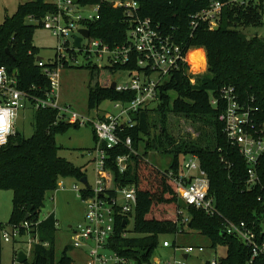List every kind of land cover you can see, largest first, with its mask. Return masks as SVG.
<instances>
[{
  "label": "trees",
  "instance_id": "obj_1",
  "mask_svg": "<svg viewBox=\"0 0 264 264\" xmlns=\"http://www.w3.org/2000/svg\"><path fill=\"white\" fill-rule=\"evenodd\" d=\"M109 1L80 0L85 5L101 4L100 20L88 24V28L93 38L103 40L114 49L127 44L131 27L123 9L114 8ZM138 1L141 18H150L167 32L175 30V35H180L189 47L205 49L208 73L191 84L182 70L176 72L160 88V102L155 108L130 114L134 126L127 125L122 137L132 139L138 155L123 145L106 150L109 156L106 167L115 184L119 187L135 184L137 188L134 228L126 237L122 224L118 223L109 247L132 264H153L160 237L177 235L183 228L168 215L169 211L176 212L183 206L178 202L176 188L164 173L180 172L184 159L196 156L210 180V195L215 199L220 216L210 217L189 207V229L209 238L213 250L226 248V255L219 257L218 264H250L252 250L237 236L227 234L224 224L225 219L236 224L244 222L261 237L264 234V200L259 201V198L264 196V190L259 187L246 190L248 167L224 134V125L219 120L224 109L220 96L224 87L235 88L240 103L252 110L258 125H264V38H249L241 31V28L263 26L264 0L248 7L228 6L217 31H209L204 25L195 31L189 28L191 15L207 8L209 0ZM54 12L56 8L49 0H33L21 4L15 15L7 17L0 25V67H5L11 75L17 71L19 87L35 97H45L50 83L37 65L39 50L33 43L35 30L42 27L26 19L31 16L41 20ZM70 56L77 57L78 53L70 51ZM66 68H69L67 64ZM135 68L134 63H129L126 66L106 65L103 70L116 74ZM99 69L89 64L92 81ZM135 97L134 92H118L96 84L89 88L88 111L99 108L105 101L129 104ZM214 99L219 100L217 105L212 104ZM170 115L197 119L201 124L198 138L194 141L174 138L168 127ZM79 128L78 124L61 120L56 110H40L34 113L32 137L27 139L14 134L0 149V191L13 192L10 221L7 225L0 224V264L2 233L9 226H21L22 236L29 234L38 240L33 244L32 261L24 264H75L69 256L73 250L71 246L56 261L58 221L55 215L41 221L40 214L45 208L47 194L57 191L62 180L72 178L80 182L87 177L82 168L59 155L61 148L56 143L58 135ZM153 129L158 132L154 136ZM93 134L96 144L98 139L94 131ZM141 146L170 156L173 159L170 167L157 170L144 162L141 156L147 152L141 155ZM124 155H130V161L127 172L121 173L116 160ZM258 174L264 183V157L259 161ZM24 223L30 227L25 229ZM18 254L17 251L16 258ZM252 264H264V257L257 258Z\"/></svg>",
  "mask_w": 264,
  "mask_h": 264
},
{
  "label": "built area",
  "instance_id": "obj_2",
  "mask_svg": "<svg viewBox=\"0 0 264 264\" xmlns=\"http://www.w3.org/2000/svg\"><path fill=\"white\" fill-rule=\"evenodd\" d=\"M49 1L56 8V12L47 14L41 20L30 16L28 22L40 24L59 42L53 60L49 62L43 59L37 60V65L48 78L50 87L46 91L45 97H35L19 87L15 75H11L5 67H0V149L6 146L10 137L14 135V119L19 113L28 109L34 113L46 109L56 110L64 122L78 124L80 127L91 124L98 139L94 151L90 152V155H96L93 160L95 187L92 188L90 185L86 187L80 182L72 188L86 206L84 221L72 229L73 248L84 252L87 258L86 264H132L130 260L111 250L109 244L115 236L118 223H121L125 230L124 236L128 235V229L131 221L134 222L137 207V188L135 184L122 187L115 184L111 171L106 167L109 160L106 150L123 145L131 153L138 155L133 149L132 139L122 137V132L127 125L134 126L130 114H139L142 111L155 108L160 102V88L176 72L182 70L190 77L207 69V53L204 48L189 47L180 35H175V30L172 29L173 33L167 32L162 29L159 23L150 18H141L138 0L109 1L114 8L123 9L126 21L130 23L131 27L127 44L114 49H111L103 40L93 38L91 34L89 37H85L80 33L81 30L90 32L88 24L100 20L101 4L85 5L80 0ZM262 1L209 0L207 8L191 15L189 28L191 31H195L204 25L209 31H216V28L220 29L223 12L228 6L248 7L259 5ZM75 36L82 38L80 49L74 47ZM85 40L89 41V44L85 45ZM70 51L91 57L96 55L102 63L105 62V65L101 66L102 68L98 66L100 69L105 68L106 65L126 66L129 63H134L135 69L124 72L128 74L129 82L125 84H119L116 82L117 80L114 82H116L115 90L134 92L135 99L125 105L115 103L117 113L109 111L99 113L97 111L95 118L86 117L74 111L71 105H63L58 90L61 83V70L66 68V64L70 67L64 53H68L70 56ZM193 52L204 53V68H194L191 61ZM70 58L77 61L78 57L70 56ZM192 79L190 78L191 84H195ZM112 84L113 82L105 87L109 88ZM220 98L224 103V109L219 116L220 122L224 125V134L229 144L244 158L248 167L246 190L253 191L258 187L264 190V183L258 174L259 161L264 157V125H258L254 120L252 110L240 103L235 88L224 87L221 90ZM218 101L214 99L212 104L217 105ZM129 161L130 155L117 158L116 164L121 173L127 172ZM164 174L176 188L178 202L183 206L175 212V219H173L175 222H180V227H183L178 234H184V231L190 227V216L187 213L189 207L203 211L210 217L220 216L215 199L210 195V180L196 156H187L180 172L170 170ZM59 189H66L63 181L59 183ZM262 200H264V196L259 198V201ZM22 227L28 229L30 226L28 223H24ZM224 227L227 234L237 236L252 250L250 264L257 258L264 257V234L260 237L255 229L248 227L246 223L236 224L227 219H225ZM26 236L21 235V226H9L3 230L2 241L15 243ZM35 243H38L37 239L29 243L28 254L31 255ZM163 247L170 248L171 244L164 241ZM178 250L186 253L184 259L168 261L165 264H187L190 254L196 251L199 253L206 251L202 246H190L182 249L176 247V251ZM105 251H111L112 255L107 256ZM216 253L218 252L216 251ZM219 257L224 256L216 255L203 264H218ZM156 264H162V261L157 260Z\"/></svg>",
  "mask_w": 264,
  "mask_h": 264
},
{
  "label": "rangeland",
  "instance_id": "obj_3",
  "mask_svg": "<svg viewBox=\"0 0 264 264\" xmlns=\"http://www.w3.org/2000/svg\"><path fill=\"white\" fill-rule=\"evenodd\" d=\"M33 0H0V25L4 23L7 17H12L18 10L21 4L31 2ZM90 11V10H89ZM28 21V18L26 19ZM241 31L245 33L249 38L254 36H259L264 38V15H263V26L259 28L249 27L241 28ZM34 46L39 50V58L44 61L49 62L53 60L56 56V49L59 42L56 38L44 30L43 28L36 29L34 32ZM84 44H89V41L85 40ZM78 53V52H77ZM69 61V68H63L61 70V83L59 87V94L61 103L64 105H71L74 111L90 118H95L97 111L100 113L102 111H109L117 113L114 103L110 101L103 102L98 109L93 111H88V92L90 86H95L98 84L100 87H105L111 82L114 83L115 80L119 84H125L130 81L127 73L118 72L112 74L111 72L99 69L93 81L90 78L89 64L91 66H103L105 62L102 63L96 55L87 56L85 54H78L77 61L72 60L68 53H64ZM195 59V58H194ZM197 59V58H196ZM194 68L197 66L204 68L205 62L195 63ZM201 67V68H202ZM102 68V67H101ZM205 70V71H204ZM202 72V73H201ZM208 73V68L201 70L197 75H191L189 78L197 82V79ZM196 80H195V79ZM175 96V95H174ZM154 114H151L153 117ZM169 131L174 138L177 140H196L198 135L201 133V124L194 118H185L179 115L169 116ZM154 130V129H153ZM153 136L156 135L157 131H152ZM14 134H20L25 138H30L34 134V112L31 109L21 112L14 119ZM56 143L61 148L59 155L68 161L72 162L75 166L82 168L85 172L89 185L95 187V172L93 160L95 154L90 155L91 151H94L96 147L93 134V126L91 124L83 125L79 129H71L65 134L58 135L56 137ZM144 146H141V158L144 162L154 166L157 170H166L170 167L172 158L170 156L161 155L156 153L153 149L149 148L144 150ZM66 187L65 190H57L55 192H50L47 194L45 208L40 214V220L43 221L47 219L50 215H55L57 224V234H56V261L58 262L63 252L67 247L73 248L74 236L73 228H76L78 224L84 221L86 206L79 199L78 195L72 190L74 185L80 184L75 179L69 178L62 180ZM13 210V192L9 190L0 191V224L7 225L10 221ZM168 215L170 218L175 219V212L169 211ZM185 217L186 214H184ZM134 228V222L131 221L129 226V232ZM126 237L129 236L125 235ZM34 238L32 236H26L21 238L19 241L5 243L3 242V258L2 264H13V252H14V263L16 264V254L20 251L25 252L29 261H32V256L28 254V245ZM168 241L171 244L170 248H164L163 242ZM199 247L202 246L206 249L204 253L190 254L187 264H203L208 259L219 255H226V248L219 247L218 253L212 249V243L209 238L204 237L201 233L186 229L184 234L177 235H167L160 237V244L155 253L153 259V264L156 261L165 262L174 260H183L185 252L178 250L179 248L187 247ZM107 256L112 255L111 251H105ZM69 256L75 261V264H86L87 258L84 252L80 249H74L69 252Z\"/></svg>",
  "mask_w": 264,
  "mask_h": 264
},
{
  "label": "water",
  "instance_id": "obj_4",
  "mask_svg": "<svg viewBox=\"0 0 264 264\" xmlns=\"http://www.w3.org/2000/svg\"><path fill=\"white\" fill-rule=\"evenodd\" d=\"M217 30H219V28H216V31ZM80 33L83 34L85 37H89V35H90V32L88 30H81ZM74 40H75L74 47L77 48V49H80L81 48V43H82V38L75 36ZM37 60L40 61V60H42V58H38ZM16 74H17V71H14V75H16ZM115 88H116V82H114L111 85V89H115ZM16 145H18V144H16ZM80 182L82 184H84L86 187H89V183H88L87 177H84ZM185 258H187V256H185ZM28 260H29L28 255L25 252L20 251L19 254H18L16 263L17 264H24Z\"/></svg>",
  "mask_w": 264,
  "mask_h": 264
},
{
  "label": "bare ground",
  "instance_id": "obj_5",
  "mask_svg": "<svg viewBox=\"0 0 264 264\" xmlns=\"http://www.w3.org/2000/svg\"><path fill=\"white\" fill-rule=\"evenodd\" d=\"M194 60H197V61H195V63H201V61L202 62H205L204 53L203 52H193L191 54V61H192V63H194ZM201 67H202V65L200 67L197 66V69H199Z\"/></svg>",
  "mask_w": 264,
  "mask_h": 264
},
{
  "label": "crops",
  "instance_id": "obj_6",
  "mask_svg": "<svg viewBox=\"0 0 264 264\" xmlns=\"http://www.w3.org/2000/svg\"><path fill=\"white\" fill-rule=\"evenodd\" d=\"M2 258H3V256H2ZM16 260H17V259H16ZM13 264H15V263H14V252H13ZM16 264H17V263H16Z\"/></svg>",
  "mask_w": 264,
  "mask_h": 264
}]
</instances>
